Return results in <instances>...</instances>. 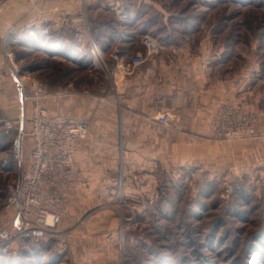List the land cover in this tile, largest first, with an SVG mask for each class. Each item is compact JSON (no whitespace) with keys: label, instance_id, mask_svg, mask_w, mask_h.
Wrapping results in <instances>:
<instances>
[{"label":"rangeland","instance_id":"374dc122","mask_svg":"<svg viewBox=\"0 0 264 264\" xmlns=\"http://www.w3.org/2000/svg\"><path fill=\"white\" fill-rule=\"evenodd\" d=\"M160 1L181 20L177 28L192 34L193 44L208 40L212 51L225 52L226 69L247 65L250 93L239 103L221 104L215 114L228 104L244 108L256 119L255 132L244 137L211 133L216 140H248L247 162L212 171L205 166L153 164L146 166L151 172H144L136 165L129 174L137 177H132V187L143 182V175H151V191L146 189L144 196L138 189L125 193L122 176L127 173L118 172L117 192L81 201L74 191L69 211L53 235L0 246V264H264V163L259 158L264 0ZM48 44L28 32L4 51L6 59L13 54L23 76L44 83L40 102L46 110L47 95L54 92L71 97L111 92L109 70L88 44L78 51L82 58L71 50L53 53ZM24 81L16 86L21 100L18 118L29 119L37 100L32 80ZM0 114L8 118L1 110ZM17 135L16 129L7 132L0 125V209L8 206L7 184L29 161L28 150L23 162L15 157Z\"/></svg>","mask_w":264,"mask_h":264},{"label":"crops","instance_id":"0c3cea01","mask_svg":"<svg viewBox=\"0 0 264 264\" xmlns=\"http://www.w3.org/2000/svg\"><path fill=\"white\" fill-rule=\"evenodd\" d=\"M165 5L160 0H0V110L9 119L20 116L16 86L25 79L40 81L23 76L14 58L4 56L8 45L19 43L28 32L39 43H49L53 53L71 50L76 58H82L79 52L88 44L109 70L110 93L47 95L51 115L88 124L87 139L77 154L88 183L75 199L113 195L120 181L114 175L122 171L128 174L122 176L124 192L138 189L146 195L151 175H143V182L132 187L137 177L129 174L136 165L144 172H151L146 166L153 164L205 166L212 171L247 162L248 140L211 136L217 108L229 101L239 103L250 93L247 65L226 69L225 52L212 51L208 40L193 44L192 34L177 28L181 20ZM60 34L62 45L55 41ZM144 36L158 42L157 52L148 53ZM261 93L259 158L264 163V89ZM165 112L172 120L159 125L156 117ZM15 215L14 206L0 209L5 223Z\"/></svg>","mask_w":264,"mask_h":264},{"label":"built area","instance_id":"2783aa9c","mask_svg":"<svg viewBox=\"0 0 264 264\" xmlns=\"http://www.w3.org/2000/svg\"><path fill=\"white\" fill-rule=\"evenodd\" d=\"M142 42L149 54L159 49L158 42L150 36H144ZM8 56L13 58L12 53ZM33 85V98L37 101L29 119L23 115L11 120L0 114L1 127L7 132L17 131L15 157L23 162L29 151L27 166L7 184L6 203L16 208V215L9 223L0 220V246L23 239L49 238L67 215L72 193L88 183L86 173L77 164V154L88 135L87 122L51 115L40 102L44 83ZM247 111L232 104L224 106L213 118L212 133L217 137L254 133L256 119ZM171 120L168 112L156 117L163 126Z\"/></svg>","mask_w":264,"mask_h":264},{"label":"trees","instance_id":"16d2710c","mask_svg":"<svg viewBox=\"0 0 264 264\" xmlns=\"http://www.w3.org/2000/svg\"><path fill=\"white\" fill-rule=\"evenodd\" d=\"M45 37V36H44ZM63 35L62 34H60L59 36H57L56 37V40L55 41H57V43H60L61 45H62V43H63ZM58 53H60V52H58Z\"/></svg>","mask_w":264,"mask_h":264},{"label":"water","instance_id":"95a60500","mask_svg":"<svg viewBox=\"0 0 264 264\" xmlns=\"http://www.w3.org/2000/svg\"><path fill=\"white\" fill-rule=\"evenodd\" d=\"M14 152H15V154H17V152H18V149H17V142H15Z\"/></svg>","mask_w":264,"mask_h":264}]
</instances>
